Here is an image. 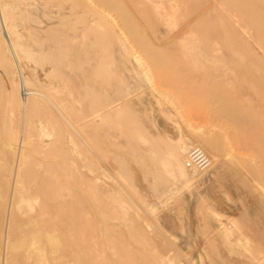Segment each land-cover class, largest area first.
<instances>
[{
    "label": "rangeland",
    "instance_id": "1",
    "mask_svg": "<svg viewBox=\"0 0 264 264\" xmlns=\"http://www.w3.org/2000/svg\"><path fill=\"white\" fill-rule=\"evenodd\" d=\"M227 2L128 0L144 44L98 3L106 27L85 7L60 26L68 3L4 0L22 60L78 133L48 119L43 150L21 156L20 134L15 152L0 148V264H264V46ZM0 42L13 58L3 24ZM8 76L0 65L1 103ZM194 134L219 137L220 153ZM180 146L187 180L170 166ZM194 148L208 158L202 171L185 166ZM44 178L54 200L45 216ZM73 202L80 217L56 215Z\"/></svg>",
    "mask_w": 264,
    "mask_h": 264
},
{
    "label": "bare ground",
    "instance_id": "2",
    "mask_svg": "<svg viewBox=\"0 0 264 264\" xmlns=\"http://www.w3.org/2000/svg\"><path fill=\"white\" fill-rule=\"evenodd\" d=\"M56 1H58L60 3H68L69 10H70V14H69L68 17H66V18L63 17L61 19H58V18L56 19L60 26H68V25H70L71 21L74 19L75 15L77 14V9L79 7H85V8L89 9L88 13L90 15L99 18V20L101 19V22L106 27L108 21H107L106 17H104L102 15L103 13L105 14V11L102 9L104 11L103 12L102 10L100 11L98 8H94V7H96L95 4L98 3L99 6L104 7L106 9L110 10V11H113L118 16V18L120 20V24L122 25V27L124 29H126L128 31V33L130 34L132 39L138 40V41H140V42H142L144 44L146 43V40H145L146 38L142 37L140 35L139 30L137 29L140 26L142 27V25H140V23H141L140 19L136 20L133 17L132 12L128 8L130 6L127 3L128 0H56ZM226 2H227V0H226ZM221 4L224 5V3H221ZM227 4L232 6V8H234L235 10H237V11H239L241 13V15L243 16V21L245 22L244 24L246 26L251 27L256 32L257 37H258V42H260V44L264 46V0H228ZM93 5H94V7H93ZM48 10H49V13H48L49 15H53V14H55L57 12L53 8H50ZM6 13H7V10L5 8L4 0H0V25L3 24L5 26L7 38L9 40V42L11 44V48L13 50V58H12L11 55L8 53V50L6 49L4 43L0 42V44H1L0 48L4 52L3 58L0 61V65L8 70V75H9L8 77L11 79L10 80L11 87H9L10 88L9 89L10 92L7 94V96H5L4 99H2V101H3L2 103L0 101V135L5 136L6 140H7L6 142H3L2 144H0V148L2 150L8 151V152H15L17 150V148H16L17 145L15 144V141L18 140V138H19L18 135L20 134L21 135V139L19 138L21 140V148H19L20 149V155L21 156H26L27 153H33V152H36V151L43 150V146H42L43 144L42 143L45 142V141H44V139L42 141H40V139L44 138V123H47L48 119L56 120V121L64 120L65 122H67L69 127L72 128V130L75 132V134L78 133V129H76L70 123L71 121L69 122L67 120L68 117H67L66 113L64 112V110L62 109V106H60V102H61L60 98L55 97L54 95H53L54 97L51 96V95H47L44 92V77L45 76L41 77V75H39L40 73L37 74L35 72V69H37V67L35 68L34 66H32L33 68H31V67L29 68L27 63H25V61L22 60V57L20 55V51H21L20 49H22V48L19 49L20 45L17 44V40H19V38H21V37L15 31L16 25L13 24V22L8 18ZM86 13L87 12L85 11V14ZM58 15H59V10H58ZM105 15H107V14H105ZM77 17H80V16L78 15ZM213 24H214V22H213ZM224 32L227 33V30L224 31ZM228 34H230V32ZM228 34H225L226 35L225 38L226 39H228V38L231 39V37H230L231 34L230 35H228ZM232 35H233V33H232ZM232 38H234V35H233ZM21 42H23V41H21ZM25 49H26V47L24 48V50ZM24 50H22V51H24ZM37 50H39V49H37ZM27 51L29 52V50H27ZM148 51L151 53L152 58H158L159 57L156 52H152L151 50H148ZM30 52H32V51H30ZM239 53L241 54V52H239ZM36 55L38 57V53ZM24 56H26V55H24ZM27 57L29 58V56H27ZM74 57L77 58L76 56H74ZM28 58H27V60H29ZM31 58L32 57L30 56V60H31ZM35 58H36V56H35ZM33 60H34V58H33ZM40 64H41V62H40ZM34 65H35V63H34ZM29 66H31V64H29ZM44 75H46V74H44ZM262 77H263V75H262ZM262 81L263 82L261 84L264 87V80H262ZM4 82H5V79H4ZM46 82H47V80H46ZM21 85L23 86L24 90L27 93V98L25 97V99H23L21 97V94H20ZM260 88H261V86H260ZM246 119H247L246 113H241L239 116H237V120L236 121L237 122H244ZM46 136H48V135H46ZM192 137H194L196 139V141H198L199 145H201L212 156H216V154L221 150V148L223 147V144H224L223 141L217 136H207V137H205V136H202L200 134H194ZM48 138H49V136H48ZM4 141H5V138H4ZM56 142L57 141H55V143L53 142V148L57 149V150L61 149L62 148L61 146H62L63 142L59 141V143L61 145L60 144L57 145ZM84 143H85L87 148H91V144H90L89 140L87 141L86 139H84ZM50 144H51V141H50ZM50 144H48V145H50ZM90 151H92V150H90ZM201 152L205 155V153L202 150H201ZM49 153L51 154V152H49ZM54 153H56L55 150H54ZM57 154H59V153H57ZM29 155H31V154H29ZM59 155L61 156V154H59ZM183 155H184V147L180 146V147H178L175 150V152H173L172 160L170 162V166H171V168L173 169V172L175 173V175L178 178L187 180L189 177H188V174H187L185 168L182 165V157H183ZM44 160H46V159H44ZM53 160H55V159H53ZM50 162H51V160H50ZM54 163H55V161H54ZM57 163H58V161H57ZM57 163H55V164H57ZM185 164H186V162H185ZM195 170L197 171V169H195ZM61 171H63V170H61ZM54 173H55V171H54ZM58 173H59V171H58ZM50 175H51V173H50ZM46 183H47V181L44 178V181H40L38 183V186L36 187V189L38 188V190L42 193L41 197L44 199V216L48 215V214L49 215L52 214V212L50 211L51 210L50 207H53V206H51V204L54 201L53 200V196H52L53 193L51 192V189L48 186H46L47 185ZM78 206H79L78 202H73V203L70 204V206L69 205L68 206L59 205V208L57 209L59 214L56 213V215L57 216L59 215V216H61L63 218L66 217L67 219L68 218L69 219H76V218L80 217V212H79ZM92 208H93V206H92ZM124 219H125V217H124ZM18 224H20V223H18ZM103 224H105V223H103ZM109 225H111V224H109ZM10 235H12V234L10 233ZM47 239H48L47 241L50 243L49 245H51L53 247H56V248L61 246V245L58 244L60 242H57L58 240L57 241L55 240L56 238L54 239L55 241L52 238H49V237ZM24 240H22V238H19V239L16 238V242L14 244H11V245H12V247H15V248H21L25 244ZM10 241H11V239H10ZM36 244H38V243H36ZM93 246H94V244H93ZM32 250H33V248H32ZM107 254H108V252H107ZM200 261H201V259H200Z\"/></svg>",
    "mask_w": 264,
    "mask_h": 264
},
{
    "label": "built area",
    "instance_id": "3",
    "mask_svg": "<svg viewBox=\"0 0 264 264\" xmlns=\"http://www.w3.org/2000/svg\"><path fill=\"white\" fill-rule=\"evenodd\" d=\"M209 165L208 158L201 152L199 148H194L188 153V159L185 166L189 169H197L202 171Z\"/></svg>",
    "mask_w": 264,
    "mask_h": 264
}]
</instances>
